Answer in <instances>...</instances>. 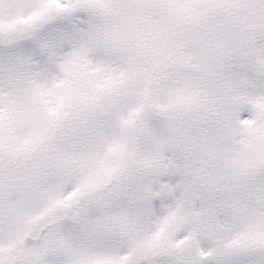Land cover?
Returning a JSON list of instances; mask_svg holds the SVG:
<instances>
[{
    "label": "snow or ice",
    "instance_id": "1",
    "mask_svg": "<svg viewBox=\"0 0 264 264\" xmlns=\"http://www.w3.org/2000/svg\"><path fill=\"white\" fill-rule=\"evenodd\" d=\"M0 264H264V0H0Z\"/></svg>",
    "mask_w": 264,
    "mask_h": 264
}]
</instances>
